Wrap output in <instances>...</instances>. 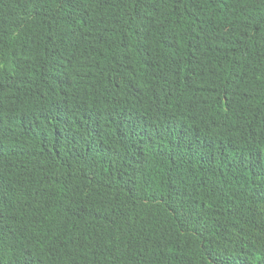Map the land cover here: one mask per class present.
Returning a JSON list of instances; mask_svg holds the SVG:
<instances>
[{"label": "trees", "instance_id": "16d2710c", "mask_svg": "<svg viewBox=\"0 0 264 264\" xmlns=\"http://www.w3.org/2000/svg\"><path fill=\"white\" fill-rule=\"evenodd\" d=\"M0 264H264V0H0Z\"/></svg>", "mask_w": 264, "mask_h": 264}]
</instances>
